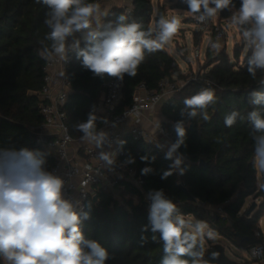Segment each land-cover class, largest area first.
I'll list each match as a JSON object with an SVG mask.
<instances>
[{
	"label": "trees",
	"instance_id": "trees-1",
	"mask_svg": "<svg viewBox=\"0 0 264 264\" xmlns=\"http://www.w3.org/2000/svg\"><path fill=\"white\" fill-rule=\"evenodd\" d=\"M234 3L238 8L239 0H234ZM173 7L187 11L182 0H176ZM47 10L37 0H0V149L26 146L46 152L50 170L55 162L54 156L37 141L36 136V127L44 121L40 111V93L47 61L38 53L42 47L40 42L49 31L44 24ZM219 13L228 17L231 12L226 9ZM121 14L128 17L127 22L140 23L145 30L155 25L161 16L167 17L161 2L157 3L154 14V0H130L128 5L111 6L102 23L115 22ZM80 46L85 47V43L82 41ZM215 53L216 56L212 57ZM240 56L239 48L234 51V58L226 49L215 52L208 48L205 70L178 88L162 105L163 125L175 142L177 136L173 125L182 119L180 112L185 110L184 99L203 88L212 89L216 96V103L207 108L211 117L209 121L198 116L185 125L186 147L181 146L178 150L184 156L181 165L185 169L183 175L176 169L167 179H161L162 173L172 164L171 160L164 158L166 152L154 143L135 140L131 135L124 138L121 166L132 169L141 177L142 184L139 187L123 180L122 202L110 191L100 190L95 200H88L84 211L89 213V218L81 225L85 238L97 240L108 250L110 259L106 264H161L164 252L159 233L142 231L148 224L149 208L144 194L151 190L162 189L186 218L207 221L217 237H226L240 248L248 249L264 241V228L259 224L264 216V191H258L256 187L252 164L254 142L247 120V114L253 110L249 103L250 93L264 92V73L258 72L253 80L247 72V55L242 61ZM69 59L66 76L72 87L64 108L71 134L81 137L82 133L76 130L75 125L85 121L90 112L98 117L97 128L101 126L102 116L92 106L102 94L103 84L116 78L94 76L82 67L75 52H69ZM174 73L183 77L167 46L146 55L135 77L124 76L122 105L133 102L134 92L140 83L157 89L161 79ZM233 111L239 116L229 128L224 124V117ZM145 155L155 156V161L142 162L140 158ZM128 157L135 158V163L126 164ZM146 166L152 167L153 171L142 175L141 169ZM179 183L188 188L195 200L189 199ZM250 195L260 197L261 202L248 214L244 205ZM206 248L204 259L210 264H240L226 254L219 239L208 240ZM213 252L219 254L216 259L212 258ZM254 264H264V258Z\"/></svg>",
	"mask_w": 264,
	"mask_h": 264
},
{
	"label": "clouds",
	"instance_id": "clouds-1",
	"mask_svg": "<svg viewBox=\"0 0 264 264\" xmlns=\"http://www.w3.org/2000/svg\"><path fill=\"white\" fill-rule=\"evenodd\" d=\"M37 2L48 9L44 24L49 31L40 42V57L46 61L58 58L66 62L68 53L75 52L82 67L101 78L107 75L123 81L125 74L135 77L146 55L169 45L180 26L176 17L161 16L155 25L145 30L140 23L127 22L128 17L123 14L115 22L102 23L106 13L101 11L99 3L88 0ZM182 2L187 5L186 14L200 24L222 10H229L231 25L241 33L248 74L255 80L258 72L264 73V0H239L238 8L234 0ZM81 40L85 43L83 48ZM210 46L216 50L220 47L215 42H210ZM215 103L216 96L210 88H203L184 99L186 111L181 110L182 119L173 125L177 139L166 142L170 146L164 158L172 164L162 173L161 179H167L176 169L184 174L185 169L181 167L184 157L177 152L181 146L186 147L185 125L198 116L209 121L207 108ZM249 103L253 106L247 114L254 142L252 164L257 190L264 191V92L252 91ZM238 116L236 111L227 114L225 126L232 127ZM97 119L90 112L75 128L82 133L81 141L100 149L99 159L111 167L114 153L104 150L109 143L108 134L97 128ZM166 145L158 144L157 147ZM48 155L26 146L0 149V259L6 264H106L110 259L108 250L97 240L85 238L82 232V222L89 218V213L83 208L78 211L79 201L65 197L66 182L48 169ZM140 159L151 163L155 156L145 155ZM125 163L134 164L135 158L128 157ZM152 171V167L146 166L141 174ZM147 198L150 201L148 224L142 231L159 233L164 252L161 264H210L204 259L206 243L215 240L217 234L207 221L186 218L162 189L149 191ZM218 255L213 252L212 258Z\"/></svg>",
	"mask_w": 264,
	"mask_h": 264
},
{
	"label": "built area",
	"instance_id": "built-area-1",
	"mask_svg": "<svg viewBox=\"0 0 264 264\" xmlns=\"http://www.w3.org/2000/svg\"><path fill=\"white\" fill-rule=\"evenodd\" d=\"M101 1L98 0L97 3L101 4ZM196 24L200 31L207 32L214 29L216 33L213 38L215 39H219L222 35L223 31L218 26L215 27L213 18L204 24L196 21ZM200 54V47L197 46L194 55L200 57ZM69 63L68 53L66 62L57 58L47 61L44 66V85L40 93L42 100L40 111L44 121L36 127L37 141L44 144L53 154L55 162L50 171L65 180L64 195L66 198L79 201L78 211L80 208L85 210L88 200L97 198L100 190L110 191L122 202L121 193L125 190L122 181H130L140 187L142 179L132 169L121 166L120 159L124 154L121 141L123 142L126 136L131 135L135 140H145L156 145L174 142L173 136L163 125L165 117L159 112L162 111L163 103L178 88L183 87L189 80L196 79L198 74L185 80L183 85L177 83L179 79L177 73L161 79L157 89H151L145 83H140L134 92L133 102L126 106L122 105L123 81L110 79L103 84L102 94L93 104L92 109L102 116L99 129H103L108 134L109 143L105 144L104 150L114 153V165L109 167L99 159L100 149H97L94 144L82 142L80 137H74L71 134L67 123V111L64 108L72 87L66 76ZM104 120L107 122H103ZM168 146L170 144L159 149L167 152ZM177 154H180L179 151ZM177 171L179 172V169ZM144 195V200L149 207L148 193ZM256 233L259 234V231ZM246 252L251 260L262 261L264 241L252 245L246 249ZM2 264L6 262L3 261Z\"/></svg>",
	"mask_w": 264,
	"mask_h": 264
},
{
	"label": "rangeland",
	"instance_id": "rangeland-1",
	"mask_svg": "<svg viewBox=\"0 0 264 264\" xmlns=\"http://www.w3.org/2000/svg\"><path fill=\"white\" fill-rule=\"evenodd\" d=\"M159 2L164 4L166 8V18L171 19L172 17H176L180 20V26L177 33L172 38L171 43L166 45L169 52H171L179 64L181 73L183 74V77L178 74V84L183 85L185 80H188L193 76L195 77L197 74H200L205 70L208 62L207 49L211 48L210 42H215L220 45L218 50L214 49L215 52L226 49L231 58H234V51L239 48L241 50L240 61L243 60L245 55L244 44L240 30L230 23L231 13L228 17H223L218 13L217 16L213 18L215 27L218 26L223 31L220 38L215 39L213 38L216 33L214 29L208 30L207 32L203 30L200 31L196 21L191 15L186 14V10L174 8L173 4H175L176 0H154V14L156 13L157 3ZM197 46L200 47V57L194 55V50ZM214 56H216V53L212 57ZM161 113L162 111L159 112L160 115ZM253 202H257L256 207H258L261 198H255L254 195L246 197L244 209L249 208ZM259 224L264 228V216L260 218ZM217 239H219L224 245L226 254L237 260L240 264L255 263V261L250 259L246 249L236 246L226 237L216 236V240Z\"/></svg>",
	"mask_w": 264,
	"mask_h": 264
},
{
	"label": "crops",
	"instance_id": "crops-1",
	"mask_svg": "<svg viewBox=\"0 0 264 264\" xmlns=\"http://www.w3.org/2000/svg\"><path fill=\"white\" fill-rule=\"evenodd\" d=\"M128 4H130V0H103L100 6H101V11L107 13L110 7L113 5H128ZM103 17L104 16H102V20Z\"/></svg>",
	"mask_w": 264,
	"mask_h": 264
},
{
	"label": "water",
	"instance_id": "water-1",
	"mask_svg": "<svg viewBox=\"0 0 264 264\" xmlns=\"http://www.w3.org/2000/svg\"><path fill=\"white\" fill-rule=\"evenodd\" d=\"M191 127H193V126H191ZM201 163H203V160H201ZM178 186L186 192V194L188 195L189 199L195 200V197L193 195H191V193L189 192L188 188L184 184L179 183ZM95 199H96V197H94V200ZM256 205H257V202H253L251 204V206L248 208V214L253 211V209L256 207Z\"/></svg>",
	"mask_w": 264,
	"mask_h": 264
}]
</instances>
